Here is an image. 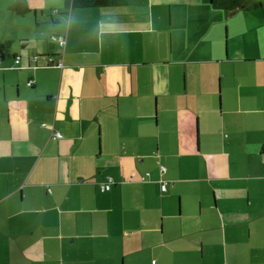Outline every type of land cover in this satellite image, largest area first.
<instances>
[{"label": "crops", "instance_id": "1", "mask_svg": "<svg viewBox=\"0 0 264 264\" xmlns=\"http://www.w3.org/2000/svg\"><path fill=\"white\" fill-rule=\"evenodd\" d=\"M17 1L0 0V264H264V0Z\"/></svg>", "mask_w": 264, "mask_h": 264}, {"label": "trees", "instance_id": "2", "mask_svg": "<svg viewBox=\"0 0 264 264\" xmlns=\"http://www.w3.org/2000/svg\"><path fill=\"white\" fill-rule=\"evenodd\" d=\"M210 3L214 8L221 9V10H236V9L251 10V9H256L260 6V3L257 0H210ZM124 4H125V0H67L68 9L96 8V7H111L112 8V7H120V6H123ZM12 11L18 15H24L30 12L25 0L17 1L12 6ZM53 42H56V41H53ZM1 51L3 54L4 53L3 47ZM29 86L31 87L32 83H29Z\"/></svg>", "mask_w": 264, "mask_h": 264}, {"label": "clouds", "instance_id": "3", "mask_svg": "<svg viewBox=\"0 0 264 264\" xmlns=\"http://www.w3.org/2000/svg\"><path fill=\"white\" fill-rule=\"evenodd\" d=\"M82 19L80 13L76 11H68L59 17L58 26L52 27V32L55 34L51 36V39L60 42L69 38L81 25ZM120 25L121 24L115 17V14H109V16L99 19L92 29L94 32V38L98 42H102L105 36L116 33Z\"/></svg>", "mask_w": 264, "mask_h": 264}, {"label": "built area", "instance_id": "4", "mask_svg": "<svg viewBox=\"0 0 264 264\" xmlns=\"http://www.w3.org/2000/svg\"><path fill=\"white\" fill-rule=\"evenodd\" d=\"M66 42H67V40L65 39V40H62V41H60L58 43L60 44V46L62 48H65L66 47ZM34 61H37V57L34 58ZM19 63H20V58H17L16 59V65H19ZM57 67L58 68H63V60H60L58 62ZM54 139L55 140H61L62 139V135L59 134V133H54ZM165 171H166V169L162 168L161 172L164 173ZM149 176L150 175L148 174L147 176L143 177L142 181H147ZM111 183H112V181H109L108 185H105L104 187H102V191H110ZM161 190H162V193H166L168 191V183L167 182H163Z\"/></svg>", "mask_w": 264, "mask_h": 264}]
</instances>
